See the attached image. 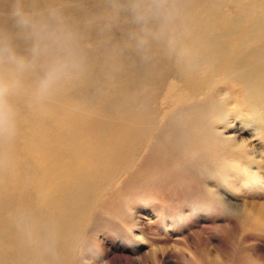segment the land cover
I'll use <instances>...</instances> for the list:
<instances>
[{"label": "rangeland", "instance_id": "374dc122", "mask_svg": "<svg viewBox=\"0 0 264 264\" xmlns=\"http://www.w3.org/2000/svg\"><path fill=\"white\" fill-rule=\"evenodd\" d=\"M209 1L170 3L178 13L163 30L156 20L142 28L117 13L112 0H0V37L19 55L30 58L31 41L17 29L14 7L38 20L55 11L70 33L66 51L50 48L23 70L0 59V79L9 84L0 109V244L15 250L0 258L31 262L19 249L31 253L45 244L59 264H264V141L254 140V153L244 160L221 158L216 147H194L202 125L190 137L180 132L192 112L163 102L174 80L166 34L188 15L212 17L216 5ZM222 1L221 22L240 15L232 0ZM57 55L69 69L41 94L40 81ZM237 127L224 135L248 139L251 127ZM78 159L102 165L96 175L83 172L74 212L67 213L48 200L56 190L68 191L64 170ZM39 181H52L53 190L48 184L39 190ZM23 210L56 212L71 219V229L29 241Z\"/></svg>", "mask_w": 264, "mask_h": 264}, {"label": "bare ground", "instance_id": "6f19581e", "mask_svg": "<svg viewBox=\"0 0 264 264\" xmlns=\"http://www.w3.org/2000/svg\"><path fill=\"white\" fill-rule=\"evenodd\" d=\"M176 1L178 2V0H175L170 1V3H176ZM221 2L224 1H209V3H213L212 6L216 5L215 10L210 12L212 17L208 18L206 15L203 16L200 14L199 16L192 17L187 14L189 17L181 18V22L176 29H174V32H172L173 30L171 29L172 31L166 34V36L168 35L169 38H171L172 53L174 54L172 56L174 59V66L172 67L171 73L174 80L168 85V90L163 97V102L166 105L168 104V106L171 105V107L175 108L178 112H192L187 121L183 122L185 127L180 132L184 133V135L190 137L194 132L197 134V130H202L201 125L204 127L201 133L202 136L200 135L201 138L196 141L194 147L204 145L207 151L216 147L220 150L218 153L220 155L223 154V156H220L221 158L226 156L234 161H240L246 159L247 155L251 156L254 153L255 145L252 144L254 140L264 141V0H232L231 4L240 11V15H237L236 13V18L226 20L225 22H221L220 14L217 13V9L221 6ZM200 5L201 7H205V9H210L207 8L209 5L208 3L201 2ZM176 12L174 11L175 15ZM237 45L241 49H236ZM155 49L157 48L155 47ZM198 82H200V84ZM195 83L199 85L192 86ZM179 84L182 87H179ZM59 107H61V105ZM173 112L174 110L172 113ZM84 116H86V114ZM78 123L80 124L79 121ZM236 124H239V127L236 128L237 132H246L245 128L247 126L251 127L248 139H242L239 141L234 134L224 135L226 131L233 129ZM203 136L204 138H202ZM105 154H108V152ZM56 160L58 159H54V161ZM75 162L76 163L73 162V164L72 162L71 164L68 163V167H65L66 171L64 170V174H66L68 180L65 189L68 191L61 194L60 191L56 190L54 191V194L56 195L48 200V204L53 202L56 205H60V207L67 211V213L74 212V208H71V203L74 198V193H79L81 186L83 185V172L90 174L98 172L99 166L102 165V163H96V167L90 166L89 163L85 164L79 159ZM83 164L85 165V168H83ZM72 170H74V175L71 174ZM55 176L54 179L58 177L57 174H55ZM47 184L48 186H53L52 181H49ZM47 184L45 181H39L37 187L39 190H44V188L46 189ZM23 186H25V184ZM35 187L36 186H34V188ZM49 188L51 187L49 186ZM51 189L53 190V188ZM24 210V213H21V217L23 223L26 224V227H21V229L25 235L28 234V240L31 239V236L37 239V241L39 239H46L47 232L64 234L71 229V224L66 223L71 219L60 217V214H57L56 212L48 211V214L39 215L36 210L32 213H27V211ZM10 214L11 213H9V215ZM14 214L16 215V212ZM31 224H33V226H31ZM34 225L37 226L35 227ZM6 230H11V227H7L4 231ZM0 232H2V229H0ZM13 236H15L14 233ZM38 243L40 244V242ZM44 245L41 244L37 246L35 251L32 250L31 253L26 251L28 249L30 250L31 247H28L26 250L23 248L19 249L27 259L29 258L27 254L31 255V258L33 259H31V262L23 260L13 261L11 258H0V264H59L56 259V261L53 260V254L50 252L52 250L47 248L48 245ZM12 249V247H2V244H0V253H9ZM14 251L15 250L12 252Z\"/></svg>", "mask_w": 264, "mask_h": 264}, {"label": "clouds", "instance_id": "9594fccd", "mask_svg": "<svg viewBox=\"0 0 264 264\" xmlns=\"http://www.w3.org/2000/svg\"><path fill=\"white\" fill-rule=\"evenodd\" d=\"M169 4L170 0H112L113 8L117 13L128 14L142 28L153 20L158 21L162 28L168 24L174 15ZM12 16L17 29L31 41L30 58L19 55L11 44H6L0 37V59L6 57L10 65L17 70H23L48 53L50 48L66 51L70 33L66 30L63 19L55 11L49 13L48 20H38L22 8L14 7ZM68 69L69 63L66 57L55 56L40 81L39 92L41 94L47 92L57 79L67 73ZM8 91L9 84L0 79V109L3 108V97Z\"/></svg>", "mask_w": 264, "mask_h": 264}]
</instances>
